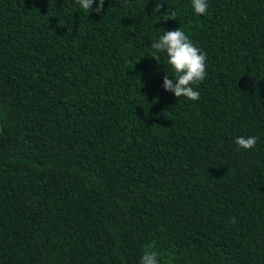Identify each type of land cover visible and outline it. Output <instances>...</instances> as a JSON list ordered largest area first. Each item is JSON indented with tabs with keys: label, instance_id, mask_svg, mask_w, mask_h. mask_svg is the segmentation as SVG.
I'll use <instances>...</instances> for the list:
<instances>
[{
	"label": "trees",
	"instance_id": "trees-1",
	"mask_svg": "<svg viewBox=\"0 0 264 264\" xmlns=\"http://www.w3.org/2000/svg\"><path fill=\"white\" fill-rule=\"evenodd\" d=\"M156 2L0 0V264H264V0ZM179 27L196 101L151 47Z\"/></svg>",
	"mask_w": 264,
	"mask_h": 264
},
{
	"label": "clouds",
	"instance_id": "clouds-1",
	"mask_svg": "<svg viewBox=\"0 0 264 264\" xmlns=\"http://www.w3.org/2000/svg\"><path fill=\"white\" fill-rule=\"evenodd\" d=\"M79 6L87 11L100 14L104 9L105 0H76ZM96 7L93 8V4ZM163 6L161 0H157L154 11L159 12ZM192 7L197 15H203L208 9L207 0H192ZM165 13V12H164ZM176 13L163 15L161 19H175ZM152 49L157 53H166L167 63L175 72V79L165 75L163 78V88L174 94L176 98L185 97L186 99L196 101L200 98V92L194 90V84L205 79L206 71V53L196 47L193 41L185 34L181 28L170 31H164V34L157 41L152 42ZM156 61L159 56H153ZM257 137L244 136L237 137L235 143L242 149L250 150L255 148ZM140 264H158V253L151 250L149 246L142 254Z\"/></svg>",
	"mask_w": 264,
	"mask_h": 264
}]
</instances>
